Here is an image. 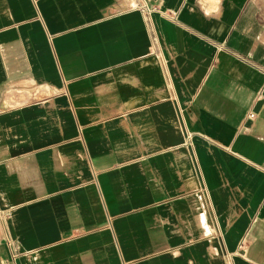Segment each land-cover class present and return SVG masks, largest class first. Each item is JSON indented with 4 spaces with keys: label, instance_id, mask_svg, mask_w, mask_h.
Returning a JSON list of instances; mask_svg holds the SVG:
<instances>
[{
    "label": "crops",
    "instance_id": "1",
    "mask_svg": "<svg viewBox=\"0 0 264 264\" xmlns=\"http://www.w3.org/2000/svg\"><path fill=\"white\" fill-rule=\"evenodd\" d=\"M0 264H264V0H0Z\"/></svg>",
    "mask_w": 264,
    "mask_h": 264
},
{
    "label": "built area",
    "instance_id": "2",
    "mask_svg": "<svg viewBox=\"0 0 264 264\" xmlns=\"http://www.w3.org/2000/svg\"><path fill=\"white\" fill-rule=\"evenodd\" d=\"M250 118H254V115H250Z\"/></svg>",
    "mask_w": 264,
    "mask_h": 264
}]
</instances>
